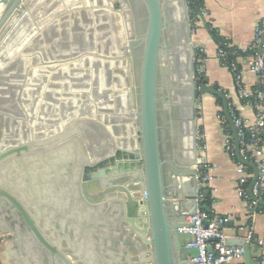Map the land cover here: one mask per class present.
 Instances as JSON below:
<instances>
[{"label": "water", "instance_id": "1", "mask_svg": "<svg viewBox=\"0 0 264 264\" xmlns=\"http://www.w3.org/2000/svg\"><path fill=\"white\" fill-rule=\"evenodd\" d=\"M82 1L0 0V110L29 117L34 126L29 144L20 136L18 143L0 150V242L1 236L12 232L7 251L0 252V258L5 262L12 254L19 264H87L73 242L96 221L97 226L113 227V238L129 245L128 259L132 262L128 264H197L200 250L190 245L193 236L187 229L193 223L187 218L195 215L198 207L197 117L201 96L210 93L222 99L234 131L237 158L254 171L249 194L262 206L264 200L253 194L259 169L240 154L226 94L210 85L196 84L188 0H143L148 23L137 82L131 55L135 24L129 0L106 1L105 9L100 0ZM39 12L42 17H37ZM32 17L39 21L38 29L51 24L42 33L59 20L67 44L64 56L35 60L52 70L69 66L60 71L62 75L53 76L61 82L65 77L64 88L50 87L55 96L47 94L42 105L39 97L29 104L40 88L32 90L31 97L27 95L23 86L27 62L15 57L22 50L17 45L26 46L39 32L37 28L27 31ZM80 19L83 46L79 48L73 42L76 33L69 27L70 21ZM117 20H130L132 33L122 37L124 31L116 28ZM27 50L22 51V57L27 56ZM88 52L100 57L84 56ZM258 53L264 60V33ZM76 59L81 60L80 66L95 62L124 73L115 71L114 83L109 80L107 87L92 91L87 70H80L83 83H70L77 74L71 68ZM34 73L43 72L32 69L31 75ZM91 114L100 122L91 121ZM162 114L168 116L166 123ZM110 115L121 135L107 141L101 132L94 151L81 149L80 141L87 140L84 134L91 123L102 129V121ZM208 194L206 189L204 196ZM68 231L73 232L74 240ZM225 243L244 247L245 264H253L251 243L245 237L227 236Z\"/></svg>", "mask_w": 264, "mask_h": 264}, {"label": "crops", "instance_id": "2", "mask_svg": "<svg viewBox=\"0 0 264 264\" xmlns=\"http://www.w3.org/2000/svg\"><path fill=\"white\" fill-rule=\"evenodd\" d=\"M83 2L84 1H82V3ZM100 6L102 8L105 7L104 4ZM204 7L208 14L206 17H201V19L193 25L192 31L195 50L197 48H203L204 50L205 75L208 80L207 85L212 87L218 86L220 89L228 91L227 97L232 99V103H235L236 107L240 110L241 115L250 122H254L255 109L253 106L244 104L241 101L238 96L232 72L218 59L217 38H227L232 41L233 44L241 48H247L250 46L254 41L255 29L257 25L264 18V0H205ZM39 8L43 10L44 4L40 3ZM42 15L43 13L39 12L37 17H42ZM82 19L86 21L85 17ZM57 21L58 22H56L57 24H55L54 28L42 33L47 25L51 28V24L47 23L46 26L42 27V29H38L40 28L38 26L39 21H36V18L32 17L31 24L27 31L30 33L33 29L36 30L37 28V31L39 32L36 36L32 37V40L34 41L30 40L26 46L17 45V48L21 47L20 49L22 50L21 52L15 53V57H19V61L27 62L24 73L25 83H23V86H25L28 90L27 95L31 97L32 90L35 91L40 88L39 94L35 92L33 93L29 104L35 102L39 97L42 105L45 103V96H47V94L51 97L55 96L50 90V87H55L54 85H59V88H64L63 85L64 82H66L64 81L65 77H63V81L61 82V79L53 78V76L57 75L56 73H58V75H62L60 71L69 67L68 64L56 66V70H52L49 69V67L35 63V60L39 58H42L45 61L48 60V56H51V59H53V56H64L62 50H64V44L66 43H64L62 37V25L59 20ZM81 21V19L79 22L72 23L70 21L69 27L70 31H75L76 33V36L74 37L76 40L73 39V42H76V46L79 48L83 46L81 45L83 41L82 34L81 31H79L82 23ZM117 23L121 24L118 20ZM88 37L90 38L91 36ZM94 46V50H96L97 47L95 44V38ZM25 47L28 48L27 56L22 57L23 55H21V53L24 49H26ZM105 47L107 48L106 45ZM16 49L14 51H16ZM105 52H107V50ZM89 53L90 52L84 54V56L86 55L89 57L88 55H93L91 57H100V55L94 54L95 52H93V54ZM253 57V55H249L247 57L240 58L243 69V82L246 88L250 90L256 87L259 80V77L249 70ZM33 61L35 65H33ZM80 61V59H76L72 62L73 64H71V68L77 73L75 74V78L70 81L72 85L83 83V76L80 74L81 69L88 71L89 81L87 83L92 91L94 88L107 87V82L109 80L111 82L110 84L114 83L116 80L114 73L119 70L118 68L113 67L112 69L107 70L95 62L92 65L87 64L86 66H80ZM13 66L14 68H17V65ZM32 69H42L43 73H46L47 71L49 75L47 77L43 75V73H34L31 75ZM59 77L60 76H58V78ZM90 104H94V102H90ZM221 109L222 107L219 105L215 95L207 93L200 97L197 117V135L198 143L200 142V139H203L202 144L204 148L200 151L199 156L201 155L200 157L204 158V160L211 167L213 178L209 182L207 190L209 191L208 195L214 202L212 207L213 213L215 214L214 220L220 217L227 218V221L224 223L223 230L228 236L245 237L248 231L247 225L252 224L255 235L264 239V212H256L253 217L250 218L249 215L253 212V209L250 207V201L242 196L238 189V182L242 176V173L239 170L240 161L238 159L236 161L227 149L228 134L225 130L224 124L222 123ZM88 117L91 121H94V123L100 122L95 114H91ZM91 125V129H86L84 134V136L86 135L87 140L80 141V144L84 146H81V149L83 150L90 149V151H94L96 141H98V136H100L101 132L103 137L107 138V141H110V139L116 135H121L120 128H118L111 115L102 121V129L95 127L92 123ZM82 133L83 132L81 131V135ZM75 136L78 137V139L80 137L79 134H76ZM252 172L254 173V171ZM96 196L97 195H92L93 198H97ZM105 219L106 222L109 221V219ZM105 219L103 221H105ZM97 223L98 222L94 221L90 231H82L80 238L73 242L75 248L79 249L76 251L81 253L82 258L88 262L87 264H128V262H132L131 259H128L131 254L128 247L129 245L118 242L117 237L113 238L114 228L111 226L109 228L105 226L100 227L97 226ZM68 234L70 235L69 237H71V241L72 239H75L72 231H68ZM86 234H88V236L90 235V240L88 241L86 240V237H88ZM11 235L12 232H8L4 234V236H1L3 238L0 242L1 254L7 251L8 244L11 241L9 239ZM24 249L28 250V247ZM251 249L253 264H259L256 259V256L260 251L259 246L252 243ZM18 250L19 252L23 251V247ZM19 263L20 262H18L12 254L7 256L5 262H2L0 258V264ZM243 264H245L244 259Z\"/></svg>", "mask_w": 264, "mask_h": 264}, {"label": "built area", "instance_id": "3", "mask_svg": "<svg viewBox=\"0 0 264 264\" xmlns=\"http://www.w3.org/2000/svg\"><path fill=\"white\" fill-rule=\"evenodd\" d=\"M189 1V0H188ZM202 2L204 0H195ZM201 12L198 17H206L208 12L204 6L200 8ZM190 22L193 25L197 22L195 15L189 12ZM264 33V18L258 23L255 29V38L253 43L247 48H240L227 53L226 50L218 48V59L226 62L228 56H233L232 60L225 66L232 72L238 91V96L242 100L254 98V102L247 101L245 104L253 106L255 109L254 122H250L244 118L240 110L235 109V105L231 109L230 117L232 118L234 125L237 129V136L239 140V148L241 156L253 163H255L259 169V177L253 188V194L258 199L264 200V60L258 53V46ZM254 51L255 56L250 63L249 70L255 73L258 77V83L254 89H247L243 82V69L239 66L237 59L243 58L240 52ZM234 58H236L234 60ZM195 59L198 63L197 71L199 73H205V57L203 48L197 49L195 52ZM241 100V101H242ZM222 123L225 125V119L222 117ZM203 139L199 142V154L204 148ZM227 149L232 155L235 154V139L232 135L228 134L227 137ZM201 156V155H200ZM198 156L196 168L198 172V187H197V202L198 207L196 213L193 216L187 218L193 226L187 229L192 236L193 240L191 246L198 247L200 250L199 257L195 258L197 264H243L245 249L241 246H228L225 243V239L228 236L226 232L220 228V225L227 221V218H218L207 222L208 213L202 208V201L204 200V191L207 189L209 182L213 176L211 173V167L204 160V158ZM240 172L242 176L238 182V189L242 196L246 199H250V207L253 212L250 213V218L256 213L254 206L258 204L257 200H253L249 194V184L253 177V172L248 171L247 166L239 162ZM213 201L211 206L213 207ZM248 231L245 236L246 240L251 244L255 243L259 246V253L256 259L259 264H264V239L258 237L254 233L253 225L248 224ZM209 247L212 249L210 250ZM1 257V256H0ZM150 264V263H147Z\"/></svg>", "mask_w": 264, "mask_h": 264}, {"label": "flooded vegetation", "instance_id": "4", "mask_svg": "<svg viewBox=\"0 0 264 264\" xmlns=\"http://www.w3.org/2000/svg\"><path fill=\"white\" fill-rule=\"evenodd\" d=\"M52 2V0H50ZM104 5H106V1L111 0H100ZM131 5V9L134 17V30H135V39L133 44L135 46L134 50L131 51V55L133 58V68H134V76L135 81L139 79L142 54H143V38L145 36L147 30L148 23V12L143 0H129ZM131 21L122 22L121 24H117V29L123 30L122 37H126L128 34H131ZM128 31V32H127ZM126 63V59H125ZM120 73H124L123 69L117 70ZM129 82V79H128ZM131 86V85H129ZM13 101V99H11ZM18 102V100L15 98ZM19 103V102H18ZM19 105V104H18ZM17 110V108H16ZM19 110V109H18ZM17 110V111H18ZM22 113L25 115V110L22 108ZM162 119L166 123L168 120V116L162 114ZM34 126L29 121V117L19 116L14 111H5L0 110V150L3 146L7 145H15L18 143L20 136L25 138V143H30L33 136Z\"/></svg>", "mask_w": 264, "mask_h": 264}, {"label": "trees", "instance_id": "5", "mask_svg": "<svg viewBox=\"0 0 264 264\" xmlns=\"http://www.w3.org/2000/svg\"><path fill=\"white\" fill-rule=\"evenodd\" d=\"M204 2H205V0L200 2V3L195 1V0H189L188 1L189 12L191 14L195 15L197 21L199 19H201V17H198V16L200 15V12H201L200 11L201 10L200 9L201 6H204ZM217 42H218V48L219 47L223 48L224 50L227 51V53H230L231 51H234L235 49H238V51H240V48L237 45L233 44L232 41H230L227 38L218 37L217 38ZM197 49L195 50V52H197ZM240 53L244 57H247L249 55L255 56V52L254 51H247V52H240ZM232 58H233V56L232 57L228 56L226 58V60H225L226 62L222 61L223 65H226L227 63H229L232 60ZM235 59L236 58H234V60ZM237 61H238L239 66L242 67L239 58L237 59ZM197 65H198V63L196 62V67H195L196 68V71H195L196 84L198 86H201L203 84H208V80H207V77H206L205 73H199L197 71ZM215 88L220 89L218 86H215ZM220 90L223 91L226 94V97L228 96V91H226L224 89H220ZM216 98H217V101H218L219 105L222 107L220 112H221V116L225 119V125H224L225 126V130H226L227 134L232 135L234 137V139H235L233 128H232V126H231V124H230V122H229V120H228V118L225 115V112L223 110V101H222V99L220 97L216 96ZM227 101H228V110H229V112H231V109L233 108V105H235V103L233 104L232 103V99L229 98V97H227ZM247 101L254 102V98H249V99H246V100H242V102L244 104ZM234 108L237 109L236 105H235ZM233 157L237 161L238 158L236 157V154H234ZM247 169L250 172L253 171L252 167H250V166H247ZM248 200L250 201V199H248ZM211 203H212V200H211L209 195L207 197H205L204 200L202 201V208L204 210H206L207 213H208L207 222H209L211 220H214V218H215V214L213 213V208L211 206ZM254 210H255V212H264V206H262L260 204H257V205L254 206Z\"/></svg>", "mask_w": 264, "mask_h": 264}]
</instances>
